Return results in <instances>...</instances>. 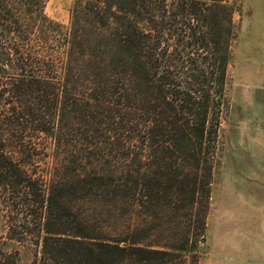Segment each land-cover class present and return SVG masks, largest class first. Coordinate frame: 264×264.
I'll return each mask as SVG.
<instances>
[{
	"label": "trees",
	"instance_id": "16d2710c",
	"mask_svg": "<svg viewBox=\"0 0 264 264\" xmlns=\"http://www.w3.org/2000/svg\"><path fill=\"white\" fill-rule=\"evenodd\" d=\"M46 2L0 0V225L31 264H195L240 4Z\"/></svg>",
	"mask_w": 264,
	"mask_h": 264
},
{
	"label": "rangeland",
	"instance_id": "374dc122",
	"mask_svg": "<svg viewBox=\"0 0 264 264\" xmlns=\"http://www.w3.org/2000/svg\"><path fill=\"white\" fill-rule=\"evenodd\" d=\"M71 2L47 0L45 14L66 28ZM230 2L240 4L232 17L237 34L230 48L227 107L220 115L204 241L195 264L264 262V0ZM95 218L106 229L114 227L110 213ZM5 231L0 225V243L17 264H31L38 253L34 217Z\"/></svg>",
	"mask_w": 264,
	"mask_h": 264
},
{
	"label": "crops",
	"instance_id": "0c3cea01",
	"mask_svg": "<svg viewBox=\"0 0 264 264\" xmlns=\"http://www.w3.org/2000/svg\"><path fill=\"white\" fill-rule=\"evenodd\" d=\"M258 264V263H257ZM259 264H264V262H259Z\"/></svg>",
	"mask_w": 264,
	"mask_h": 264
}]
</instances>
